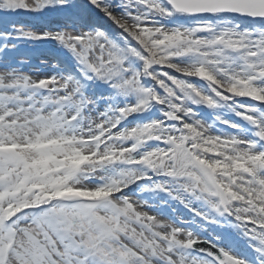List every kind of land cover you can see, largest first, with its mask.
Wrapping results in <instances>:
<instances>
[{
  "label": "snow or ice",
  "instance_id": "6c2138e0",
  "mask_svg": "<svg viewBox=\"0 0 264 264\" xmlns=\"http://www.w3.org/2000/svg\"><path fill=\"white\" fill-rule=\"evenodd\" d=\"M0 264H264V0H0Z\"/></svg>",
  "mask_w": 264,
  "mask_h": 264
}]
</instances>
